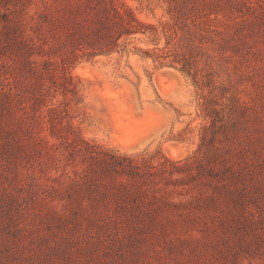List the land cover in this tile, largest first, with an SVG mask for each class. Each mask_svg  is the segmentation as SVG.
<instances>
[{"label": "rangeland", "instance_id": "rangeland-1", "mask_svg": "<svg viewBox=\"0 0 264 264\" xmlns=\"http://www.w3.org/2000/svg\"><path fill=\"white\" fill-rule=\"evenodd\" d=\"M0 264H264V0H0Z\"/></svg>", "mask_w": 264, "mask_h": 264}, {"label": "trees", "instance_id": "trees-1", "mask_svg": "<svg viewBox=\"0 0 264 264\" xmlns=\"http://www.w3.org/2000/svg\"><path fill=\"white\" fill-rule=\"evenodd\" d=\"M166 163H168V164H170V165H175L176 162L171 161V160H169V159H167V158H164V160L161 161V162L159 163V165H165ZM153 167H156V165H154Z\"/></svg>", "mask_w": 264, "mask_h": 264}, {"label": "bare ground", "instance_id": "bare-ground-1", "mask_svg": "<svg viewBox=\"0 0 264 264\" xmlns=\"http://www.w3.org/2000/svg\"><path fill=\"white\" fill-rule=\"evenodd\" d=\"M115 112V111H114ZM117 113V112H116ZM121 114H122V112H120ZM144 113H145V111H144ZM129 116H131V115H129ZM118 117V116H117ZM132 117H133V115H132ZM112 118V117H111ZM115 118V117H114ZM119 118V117H118ZM131 117H129V119H130ZM116 119V118H115ZM133 119V118H132ZM119 120V119H118ZM126 120V119H125ZM128 120V119H127ZM130 121V120H129ZM115 123V122H114ZM125 123H126V121H125ZM122 124V123H121ZM129 124V123H128ZM123 125V124H122ZM118 127H119V125H118ZM123 127V126H122ZM116 128V127H115ZM121 130H123V129H121ZM126 131V130H125ZM124 145V144H123Z\"/></svg>", "mask_w": 264, "mask_h": 264}]
</instances>
